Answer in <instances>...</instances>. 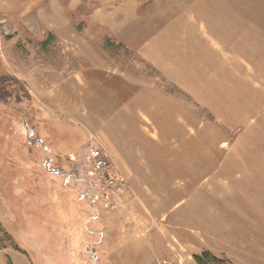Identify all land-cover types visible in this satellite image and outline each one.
I'll use <instances>...</instances> for the list:
<instances>
[{
	"label": "rangeland",
	"instance_id": "1",
	"mask_svg": "<svg viewBox=\"0 0 264 264\" xmlns=\"http://www.w3.org/2000/svg\"><path fill=\"white\" fill-rule=\"evenodd\" d=\"M246 242L264 0H0V264H264Z\"/></svg>",
	"mask_w": 264,
	"mask_h": 264
},
{
	"label": "crops",
	"instance_id": "2",
	"mask_svg": "<svg viewBox=\"0 0 264 264\" xmlns=\"http://www.w3.org/2000/svg\"><path fill=\"white\" fill-rule=\"evenodd\" d=\"M251 147H252V145H251ZM246 155H247V158H243V160L244 161H247V162H249L248 159L253 158L254 155L257 156V154L252 153L251 151L248 154H246ZM254 173H256V170H254V168L247 173L246 183H247V181H249L248 178H252V177L255 176ZM256 174L258 175V173H256ZM250 180H251L250 183L252 184L253 190L256 191V192L259 191V194L256 193V194H253V195H249V193H248V184H247L246 187H245V189H244V191L241 192V196H244V197L247 198L246 206H248L251 203L253 206L259 207V205H261V203H263V200H262V197H263L262 196V193L263 192H260L261 191V187H258L257 182H256V180H258V176L257 177H254V178H252ZM241 188H243V186ZM230 189L232 191L233 190V187H230ZM247 246H248L249 249L247 248ZM245 248L251 254H254V253L258 254L257 251L264 252V249H262V248H260L261 250H253V249H250L251 246L247 242L245 244ZM232 258H234V257H232Z\"/></svg>",
	"mask_w": 264,
	"mask_h": 264
},
{
	"label": "built area",
	"instance_id": "3",
	"mask_svg": "<svg viewBox=\"0 0 264 264\" xmlns=\"http://www.w3.org/2000/svg\"><path fill=\"white\" fill-rule=\"evenodd\" d=\"M91 155L95 160L96 167L100 168L104 163V155L105 152H103L100 148H95L91 151Z\"/></svg>",
	"mask_w": 264,
	"mask_h": 264
},
{
	"label": "trees",
	"instance_id": "4",
	"mask_svg": "<svg viewBox=\"0 0 264 264\" xmlns=\"http://www.w3.org/2000/svg\"><path fill=\"white\" fill-rule=\"evenodd\" d=\"M211 256L212 258H214L216 261H219L221 262L220 259H217V257L213 256V254L210 252V251H205L203 252L202 254H196L195 255V258L201 262L202 264H210L208 261H207V258Z\"/></svg>",
	"mask_w": 264,
	"mask_h": 264
}]
</instances>
